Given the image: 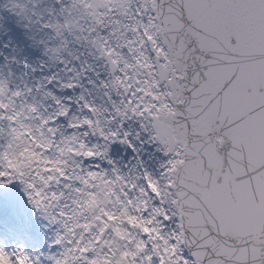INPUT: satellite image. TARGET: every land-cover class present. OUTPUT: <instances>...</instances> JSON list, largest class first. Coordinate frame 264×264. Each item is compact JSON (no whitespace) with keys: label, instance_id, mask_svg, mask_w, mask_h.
Here are the masks:
<instances>
[{"label":"snow or ice","instance_id":"snow-or-ice-1","mask_svg":"<svg viewBox=\"0 0 264 264\" xmlns=\"http://www.w3.org/2000/svg\"><path fill=\"white\" fill-rule=\"evenodd\" d=\"M69 5L28 28L46 80L0 72V190L22 185L59 251L0 243V264H264V0H121L85 44L99 67L87 32L55 39Z\"/></svg>","mask_w":264,"mask_h":264},{"label":"rangeland","instance_id":"rangeland-1","mask_svg":"<svg viewBox=\"0 0 264 264\" xmlns=\"http://www.w3.org/2000/svg\"><path fill=\"white\" fill-rule=\"evenodd\" d=\"M52 3L53 0H41V4L47 6L44 9L45 15H47V9L51 8ZM85 4L86 0H79L76 7L71 10L70 19H68L66 24L69 31L64 32L66 43L60 46L63 50L66 48V51H70L68 48L72 43L71 37L77 34L80 37H84V32H87L90 38L88 41H77V43H81L79 51H93L94 55L95 48L87 47L85 44H99L103 34L98 28L95 29L94 19L90 16L91 12ZM9 7H11L9 0H0V72H7L12 69L22 75L25 80L31 82L46 80L49 76V70L41 69V64L45 61L44 52L35 43L27 25L22 21L25 13L21 14L20 19H18L6 11V8ZM28 8H31L30 4L27 5ZM57 14V17L51 15L49 19L53 20L55 18L53 22L58 21L60 25H65L66 21L60 23L61 13L58 12ZM98 30L100 35L94 36ZM69 35L70 38L68 39ZM71 51L75 52L76 50L72 49ZM0 200L8 206V214L15 224H23L29 227L34 223H39L42 218L41 229L46 232V241L55 240V231L49 227L47 221L31 206L24 195L22 185L14 184L7 189L0 190ZM26 248L29 252L36 255L46 254V251L42 249H35L32 246Z\"/></svg>","mask_w":264,"mask_h":264},{"label":"clouds","instance_id":"clouds-1","mask_svg":"<svg viewBox=\"0 0 264 264\" xmlns=\"http://www.w3.org/2000/svg\"><path fill=\"white\" fill-rule=\"evenodd\" d=\"M41 3V0H40ZM47 6L44 5V7H36L35 14L33 13V8H28L27 11L24 14V20H28L29 23L27 24V27L31 29L32 32H38L39 31V19L43 18L44 15V9ZM76 5H72L70 3L69 8L70 10L74 9ZM55 18H53L54 20ZM53 20H49V22L52 24L53 30L58 32V36L55 37V39L61 41V45L65 44V37H64V32L69 31V29L66 27V24L68 22V19H65L66 24L65 25H60L57 22H53ZM65 51L67 50L66 48L64 49Z\"/></svg>","mask_w":264,"mask_h":264},{"label":"water","instance_id":"water-1","mask_svg":"<svg viewBox=\"0 0 264 264\" xmlns=\"http://www.w3.org/2000/svg\"><path fill=\"white\" fill-rule=\"evenodd\" d=\"M91 3L93 4V10L95 14L98 13L99 9L105 6V0H90Z\"/></svg>","mask_w":264,"mask_h":264},{"label":"bare ground","instance_id":"bare-ground-1","mask_svg":"<svg viewBox=\"0 0 264 264\" xmlns=\"http://www.w3.org/2000/svg\"><path fill=\"white\" fill-rule=\"evenodd\" d=\"M3 211V213H8V206L5 205V203H3L1 200H0V211Z\"/></svg>","mask_w":264,"mask_h":264}]
</instances>
